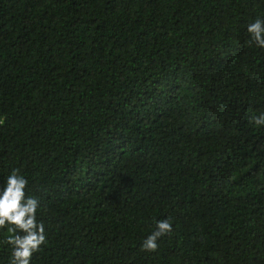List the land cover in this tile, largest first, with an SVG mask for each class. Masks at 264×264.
<instances>
[{
	"label": "trees",
	"instance_id": "16d2710c",
	"mask_svg": "<svg viewBox=\"0 0 264 264\" xmlns=\"http://www.w3.org/2000/svg\"><path fill=\"white\" fill-rule=\"evenodd\" d=\"M256 18L264 0H0V189L19 169L40 202L31 264H264Z\"/></svg>",
	"mask_w": 264,
	"mask_h": 264
},
{
	"label": "clouds",
	"instance_id": "9594fccd",
	"mask_svg": "<svg viewBox=\"0 0 264 264\" xmlns=\"http://www.w3.org/2000/svg\"><path fill=\"white\" fill-rule=\"evenodd\" d=\"M246 31L248 43L264 49V19H254L247 24ZM251 121L256 126L264 125V112L251 117ZM27 184L19 169H13L6 185L0 189V229H7L9 233L6 243L12 249L10 264H31L33 254L46 243L44 224L37 220L40 202L36 197L26 195ZM171 231L169 220L157 221L155 229L143 240L141 249L155 252L158 239Z\"/></svg>",
	"mask_w": 264,
	"mask_h": 264
}]
</instances>
